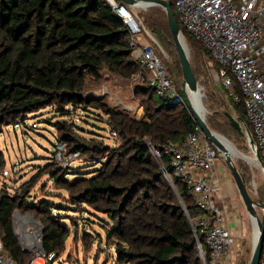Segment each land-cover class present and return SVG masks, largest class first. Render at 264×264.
<instances>
[{"label": "trees", "instance_id": "16d2710c", "mask_svg": "<svg viewBox=\"0 0 264 264\" xmlns=\"http://www.w3.org/2000/svg\"><path fill=\"white\" fill-rule=\"evenodd\" d=\"M169 1L173 8L174 0ZM151 11L155 14L147 21L149 32L167 49H175L169 28L161 24L163 9ZM174 14L185 40L208 58V52ZM133 36L105 0H0V138L3 129L19 119L55 107L62 118L55 128L58 140L66 145L65 158L80 153L100 165L88 176L74 173L71 167L51 158L16 193H10L6 184L0 186V236L5 251L18 264H30L35 254L26 251L18 240L13 221L16 211L32 214L41 225L42 251L54 255L45 264H62L60 257L71 237L66 219L76 230L78 227L74 218L62 213L73 206L55 203L49 193L31 195L36 179L43 175L68 193L72 205L85 204L106 216L102 228L107 244L114 248L116 264H202L197 237L185 214L187 209L191 217L198 215L195 199L182 178L174 179L177 192L174 190L163 175L164 170L171 169L170 158L156 161L148 146L150 142L159 147L168 142L181 144L195 130L197 122L188 105L159 98L151 81L140 90L147 120L111 108L98 98L99 94L88 95L89 83L100 81L103 70L125 80L143 70L134 57ZM176 64L182 80L179 59ZM167 71L187 103L183 88ZM235 106L252 131L242 103ZM70 107L104 113L118 146L78 133L77 125L68 119ZM5 167L0 140V174ZM84 232L95 236L86 228ZM97 237L101 239L100 234ZM84 245L88 250L86 240ZM204 252L208 255L207 247Z\"/></svg>", "mask_w": 264, "mask_h": 264}, {"label": "built area", "instance_id": "2783aa9c", "mask_svg": "<svg viewBox=\"0 0 264 264\" xmlns=\"http://www.w3.org/2000/svg\"><path fill=\"white\" fill-rule=\"evenodd\" d=\"M105 1L134 35V57L148 70L156 95L174 104L186 105L168 74L157 40L143 24L144 31L141 29L131 8L120 0ZM173 8L184 30L208 52L207 63L216 80L234 103H242L264 161V0H174ZM143 38H148L149 43H142ZM148 146L156 161L161 162L164 156L170 158L171 169L164 170L163 175L174 190L177 192L174 179L182 178L195 199L198 215L191 217L187 209L185 214L197 237L202 264H238L241 245L227 226L226 210L216 201L222 189L214 181L213 172L222 157L200 126L197 124L181 144L168 142L159 147L150 142ZM57 149L56 158L63 166L67 165L66 161L80 157V153H71L65 158L64 143ZM35 222L37 230L26 235L35 238L39 248H23L35 257L50 261L54 255L48 256L42 251L43 231ZM204 247L208 248V255ZM0 264H18L5 251L1 236ZM259 264H264V248Z\"/></svg>", "mask_w": 264, "mask_h": 264}, {"label": "rangeland", "instance_id": "374dc122", "mask_svg": "<svg viewBox=\"0 0 264 264\" xmlns=\"http://www.w3.org/2000/svg\"><path fill=\"white\" fill-rule=\"evenodd\" d=\"M130 10L141 29L144 31L143 24L149 31L147 21L155 14V11H151L153 8L147 9L139 6ZM163 16L161 24L169 28L164 12ZM149 41L148 38H143L142 43L146 44ZM185 41L189 47L190 60L196 70L197 80L203 89V103L208 111L206 118L207 121L211 122L212 127L211 125L210 127L225 136L240 152L250 155L246 137L240 136L232 128L226 115V113H230L234 117H239L235 103L226 89L216 80L212 68L207 63V55L201 53L189 40L186 39ZM157 42L160 45L158 50L162 54L170 75L175 80L176 85L182 87V80L177 76L176 61H178V58L175 49H167L158 40ZM139 44H141V40H139ZM101 76L100 81L92 80L89 83L90 91L88 95L95 96L99 94L98 98L103 99L111 108L127 113L132 118L139 119L144 113L140 103V90L147 81H151L148 70L143 69L131 80L122 79L117 75L107 73L105 70L101 72ZM69 109L70 111L67 113H69L70 117L68 119L77 125L78 133L87 139L100 137L105 145L118 146L119 140L106 125L107 118L104 113L71 107ZM61 119L58 109L48 107L39 112L29 114L19 119L17 124L3 129L0 140L1 149L6 158V167L3 173L0 174V186L6 184L9 187V192L14 194L22 185L33 180L39 170L52 161L51 158L58 157L56 152L61 142L58 140L55 124ZM213 126L217 129L213 128ZM233 155L235 156L236 165L247 183L251 196L257 201H264V175L262 171L251 160L247 161L249 160L248 158H243L235 153ZM66 163V166L71 167L74 173H83L88 176L95 171L94 169L100 167L96 161H91L86 155H82L73 161H66ZM220 165L221 171L226 172L229 178L226 187L231 190L234 197L231 203L232 206H236L234 213H238L236 214L238 217L237 223H234L236 224L235 236L241 245L240 255L237 256L238 264H249L254 245V223L240 199L234 179L226 166L225 160H221ZM73 178V176L70 177V179ZM31 193V195L36 197L49 193L53 195L51 197L55 203H62L61 205L65 207H68L67 205L74 207L73 209L67 208V211L62 212L78 222L76 230L69 219H66L70 223L71 237L67 242L65 253L60 257L62 264H116L114 248L107 244L105 232L102 228V225H106V216L95 213L85 204L72 205L68 200V193L65 190L58 189L48 175H43L36 179ZM258 212L262 215L261 209H258ZM13 221L21 246L25 249L30 247L38 250L36 239L26 235L37 230L36 220L33 215L16 211ZM85 228L88 233H93L95 236H86ZM98 234L101 235V239L97 237ZM85 240L88 242V250H85ZM35 258L33 264H44L46 261L41 257Z\"/></svg>", "mask_w": 264, "mask_h": 264}, {"label": "water", "instance_id": "95a60500", "mask_svg": "<svg viewBox=\"0 0 264 264\" xmlns=\"http://www.w3.org/2000/svg\"><path fill=\"white\" fill-rule=\"evenodd\" d=\"M120 1L129 8H137L141 3H147L146 5L147 9L159 7L163 9V11L166 13L170 35L172 37V41L174 43L176 53L181 65L182 88L186 94L187 105L191 113L193 114L195 121L204 132L206 138L218 151L220 157H222V160H225L226 166L228 167L234 179L240 199L247 213L251 217L253 223L256 222L258 235L257 237L254 236L253 251L249 264H259L262 251L264 248V202H259L251 196L247 183L244 177L242 176L239 168L236 165L234 158L235 156L232 155V151L227 145L229 144L233 146V144L225 136L214 131L210 127L207 121L206 115L208 111L203 103V98H204V95L202 93L203 89L200 86L197 77L195 75L190 60L188 48L186 45L185 36L175 18L171 1L169 0H120ZM190 93H198L199 100L203 108L202 114H198L194 110L190 98ZM226 115L230 121V124L238 132V134L240 136L246 137L247 139V143L250 149V155H246L242 152L241 154L245 155V157L247 158L253 159L256 162L255 165L259 167V169L262 171L264 175V161L260 155L254 137L246 121H244V119H242L241 117H234L230 113H226ZM258 209L262 210V215L259 214Z\"/></svg>", "mask_w": 264, "mask_h": 264}, {"label": "crops", "instance_id": "0c3cea01", "mask_svg": "<svg viewBox=\"0 0 264 264\" xmlns=\"http://www.w3.org/2000/svg\"><path fill=\"white\" fill-rule=\"evenodd\" d=\"M143 112V111H142ZM139 119L141 120H147V116L145 115V113L142 114L141 117H139ZM218 166V168H217ZM213 172V177H214V181L217 182L220 186H221V193L218 195L217 198V204L221 207H223L226 212H227V216H226V220H227V226L235 233V228H236V224L238 217L236 214L238 213H234L236 206H232V199L234 198L232 196L231 190H229L226 186L228 184V176L227 173L224 171H221L222 169H220V164H218ZM238 242V241H237ZM239 243V242H238ZM45 264V263H44Z\"/></svg>", "mask_w": 264, "mask_h": 264}, {"label": "bare ground", "instance_id": "6f19581e", "mask_svg": "<svg viewBox=\"0 0 264 264\" xmlns=\"http://www.w3.org/2000/svg\"><path fill=\"white\" fill-rule=\"evenodd\" d=\"M146 5H147V3H141L139 6H143V7H145L146 8ZM187 45V44H186ZM187 48H188V52H189V47H188V45H187ZM190 98H191V101H192V105H193V108H194V110L196 111V113H198V114H202V112H203V108H202V106H201V103H200V100H199V95H198V93H190ZM228 145V147L231 149V151H232V155L235 153V154H237V155H239V156H241V157H243V158H247V157H245V155H243V154H241V152H239L238 151V149H235L236 147L233 145V146H231V145H229V144H227ZM235 147V148H234ZM234 156V155H233ZM249 160H247V161H250L251 160V162L253 163V164H255L256 162L253 160V159H250V158H248ZM254 224H255V230H254V233H255V237H257V235H258V229H257V225H256V222H254Z\"/></svg>", "mask_w": 264, "mask_h": 264}]
</instances>
